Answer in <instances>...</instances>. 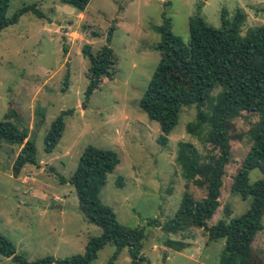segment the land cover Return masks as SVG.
I'll return each instance as SVG.
<instances>
[{
  "label": "rangeland",
  "instance_id": "374dc122",
  "mask_svg": "<svg viewBox=\"0 0 264 264\" xmlns=\"http://www.w3.org/2000/svg\"><path fill=\"white\" fill-rule=\"evenodd\" d=\"M34 2L10 0L6 16ZM36 8L42 18L25 13L0 31V122L27 129L37 160L36 166L25 165L13 177L11 167L19 148L0 144V234L28 261L82 254L87 240L100 230L84 220L73 188L60 184L58 176L67 179L83 149L93 146L117 155L119 163L106 176L99 198L120 225L143 230L140 253L145 262L219 264L223 239L208 241L204 229L192 226L174 233L161 229L175 216L184 192L195 200L205 196L200 178L185 188L175 162L179 144L194 147L202 175L210 171L219 152L207 142L203 128L187 131V125L195 123L194 107L180 110L161 146L157 123L147 119L138 102L159 59L155 50L159 36L153 28L160 24L161 12L170 19L171 32L186 44L190 16L218 28L222 11L231 21L239 10L245 17L240 36L264 26V0H90L82 13L58 0H38ZM110 26L109 47L116 59L113 78L103 79L85 100L88 65L80 47L87 43L92 52L98 50ZM91 32L98 36L91 37ZM219 91L214 88L211 97ZM62 110L72 114L63 118L64 129L52 152L45 153L44 134ZM256 121L257 115L245 111L229 121L230 159L221 177L219 206L207 227L219 219L237 218L249 207L251 198L242 199L232 190V182L249 150ZM118 179L121 187L115 184ZM256 180L264 181V173L249 171L248 181ZM261 225L245 264H264V215ZM113 251L105 245L92 264L129 263L126 249L109 263ZM0 264L13 263L0 256Z\"/></svg>",
  "mask_w": 264,
  "mask_h": 264
},
{
  "label": "trees",
  "instance_id": "16d2710c",
  "mask_svg": "<svg viewBox=\"0 0 264 264\" xmlns=\"http://www.w3.org/2000/svg\"><path fill=\"white\" fill-rule=\"evenodd\" d=\"M9 1L0 0V31L16 24L25 13H31L37 18L43 17L36 8L38 0L18 8L7 17ZM89 1L58 0L60 4L78 13L85 10ZM160 18V24L153 28L159 36L155 46L159 59L138 107L149 121L157 123L160 131L157 143L161 146L166 144L180 110L194 107L195 123H189L187 131L195 132L203 128L207 142L219 152L210 171L202 175L200 158L194 147L189 143L179 144L175 162L181 170L185 188L195 177L200 178L205 185V196L195 200L184 192L175 216L161 229L166 233H174L187 226L202 228L207 233L208 241H224L219 264H245L250 244L262 230L261 220L264 215V181H248L249 171L256 169L264 173V26L248 29L240 36V27L245 17L239 10L235 11L231 21L226 20L222 11L218 28L208 26L197 15L190 16L187 19L188 41L184 44L171 32L170 19L164 11ZM112 31L113 27L110 26L104 43L95 52L87 43L80 47V54L88 65L87 85L83 93L85 100L98 90L103 79L108 81L113 78L116 59L109 47ZM90 35L93 38L98 36L95 32ZM62 52H66V49L62 48ZM216 87L220 91L211 97V91ZM204 107L206 110H203ZM241 111L257 115V121L250 131L249 150L233 177L232 190L242 199L250 197L251 201L239 217L219 219L207 227L206 221L219 206L221 177L230 159L229 121ZM71 114V110H62L50 123L43 137L45 153L52 152L64 129L63 118ZM1 143L19 148L11 167L13 177L18 176L25 165H37L35 145L28 138L27 129H18L8 121L0 122ZM118 163L113 151L86 146L73 173L67 179L58 176L60 184H68L73 188L78 210L84 220L100 230L97 236L87 240L82 254L63 259L45 256L28 261L16 253L13 244L0 234V256L10 259L13 264H92L97 252L105 245H111L114 251L109 263L126 249L128 264H143L145 260L140 253L143 230L120 225L111 209L99 198L106 176ZM115 184L122 186L119 179Z\"/></svg>",
  "mask_w": 264,
  "mask_h": 264
}]
</instances>
